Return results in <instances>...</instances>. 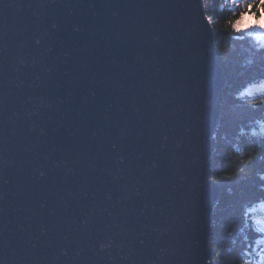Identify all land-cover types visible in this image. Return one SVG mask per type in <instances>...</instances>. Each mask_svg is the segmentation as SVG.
Wrapping results in <instances>:
<instances>
[{
    "label": "water",
    "instance_id": "water-1",
    "mask_svg": "<svg viewBox=\"0 0 264 264\" xmlns=\"http://www.w3.org/2000/svg\"><path fill=\"white\" fill-rule=\"evenodd\" d=\"M207 18L0 0V264H214L227 80Z\"/></svg>",
    "mask_w": 264,
    "mask_h": 264
},
{
    "label": "trees",
    "instance_id": "trees-1",
    "mask_svg": "<svg viewBox=\"0 0 264 264\" xmlns=\"http://www.w3.org/2000/svg\"><path fill=\"white\" fill-rule=\"evenodd\" d=\"M204 3L227 80L210 171L220 188L210 242L213 263L264 264V232L257 230L264 227V49L258 50L251 36L235 38L226 23L238 11L231 0Z\"/></svg>",
    "mask_w": 264,
    "mask_h": 264
},
{
    "label": "snow or ice",
    "instance_id": "snow-or-ice-1",
    "mask_svg": "<svg viewBox=\"0 0 264 264\" xmlns=\"http://www.w3.org/2000/svg\"><path fill=\"white\" fill-rule=\"evenodd\" d=\"M231 3L238 11L234 14V18L228 19L226 23L234 34H238L235 38L242 39L245 35L255 36L258 40V50L264 49V40L260 39L264 34V0H231ZM254 8L256 11H253ZM207 19L211 22L210 17ZM260 103L264 104V101ZM257 230L264 232V227Z\"/></svg>",
    "mask_w": 264,
    "mask_h": 264
},
{
    "label": "rangeland",
    "instance_id": "rangeland-1",
    "mask_svg": "<svg viewBox=\"0 0 264 264\" xmlns=\"http://www.w3.org/2000/svg\"><path fill=\"white\" fill-rule=\"evenodd\" d=\"M253 11H256V9L254 8ZM251 37L254 38L258 42V40H257V38L255 36H251ZM260 39L264 40V34L261 35ZM256 221L260 222V224L263 225V221H261L259 218Z\"/></svg>",
    "mask_w": 264,
    "mask_h": 264
}]
</instances>
